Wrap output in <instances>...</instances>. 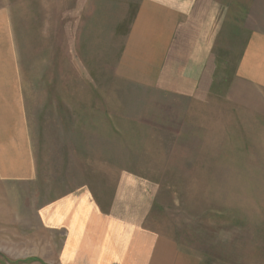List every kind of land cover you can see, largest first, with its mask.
<instances>
[{"label": "rangeland", "instance_id": "rangeland-1", "mask_svg": "<svg viewBox=\"0 0 264 264\" xmlns=\"http://www.w3.org/2000/svg\"><path fill=\"white\" fill-rule=\"evenodd\" d=\"M82 5L0 0L28 129L25 155L19 151L17 160L7 153L13 163L4 165L0 181V264H59L60 230L43 223L55 217L46 207L88 189L105 210L117 186L129 185L120 181L124 174L150 180L136 185L146 187L151 212L172 233H191L200 245L225 244L228 253L237 247L256 256L253 264H264L262 144L251 143L250 127L240 130L222 103L194 107L130 81H99L94 93L86 81H73L71 68L58 81L60 60H74L82 35L93 57L114 61L133 13V6L114 0ZM190 111L196 116L187 118Z\"/></svg>", "mask_w": 264, "mask_h": 264}, {"label": "crops", "instance_id": "crops-1", "mask_svg": "<svg viewBox=\"0 0 264 264\" xmlns=\"http://www.w3.org/2000/svg\"><path fill=\"white\" fill-rule=\"evenodd\" d=\"M76 1L92 7L98 2ZM115 1L133 6L116 59L106 63L93 57V45L82 35L83 40L74 45V60L66 56L60 60L58 81H66L67 68H71L73 81H86L94 93H99V81H130L162 95H176L194 107L222 103L230 107L229 116L238 119L240 130L250 127L251 143H260L264 149V0ZM1 25L0 181L5 178L4 165L13 163L7 153L14 152L11 155H18L15 159L19 160V151L25 155L28 142L12 33ZM193 111L186 113L187 118L196 116ZM7 174V179L19 178ZM22 177L29 179L30 175ZM120 181L129 185L117 186L105 210L88 189L68 192L46 207L55 217H44L43 223L60 230L59 264L255 261L254 254L237 252V247L228 253L225 244L208 241L201 246L191 233L182 237L180 232L172 233L168 224L164 226L163 219L151 212L146 187L141 191L136 185L150 180L124 174Z\"/></svg>", "mask_w": 264, "mask_h": 264}]
</instances>
